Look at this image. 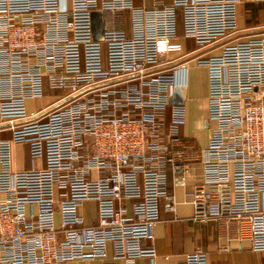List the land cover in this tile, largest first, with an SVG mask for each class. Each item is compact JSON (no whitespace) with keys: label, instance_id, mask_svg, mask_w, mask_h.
I'll list each match as a JSON object with an SVG mask.
<instances>
[{"label":"built area","instance_id":"2783aa9c","mask_svg":"<svg viewBox=\"0 0 264 264\" xmlns=\"http://www.w3.org/2000/svg\"><path fill=\"white\" fill-rule=\"evenodd\" d=\"M240 2L0 0V264H159L167 169L185 184L193 151L173 102L190 65L207 72L214 124L192 220L235 226L240 248L264 251V25L239 28ZM14 144L29 169L13 167ZM177 264H208L207 252Z\"/></svg>","mask_w":264,"mask_h":264},{"label":"crops","instance_id":"0c3cea01","mask_svg":"<svg viewBox=\"0 0 264 264\" xmlns=\"http://www.w3.org/2000/svg\"><path fill=\"white\" fill-rule=\"evenodd\" d=\"M238 25L239 28L245 29V33L253 31L264 25V3L254 0H241L238 7ZM191 43V42H190ZM197 69L203 73V84L199 89H190V71ZM207 72L203 67L190 65L187 72V84L177 90L176 94L180 96L179 103L185 107V123L180 129L182 140L187 145L190 152L189 171L185 184H177L171 169H167V189L174 196V211H168L161 206L160 220L154 228L153 244L156 249V261L159 264H177L186 254L202 249L207 252L208 264H235V256L242 250L236 239L237 230L235 226L226 227L222 222L210 220L207 222H193V208L190 203V191L192 186L202 180L203 168L199 159V152L205 148L208 143L211 127L213 122L207 118ZM48 99H37L29 101L28 110H35V102L41 101L45 104ZM204 131H202L203 129ZM200 135L206 133L203 140V146L199 147L194 139L193 130ZM21 150L22 159L26 152L22 144H14L12 147L13 167L16 170H26L25 165L16 166L15 150ZM192 154V155H191ZM89 206V207H87ZM89 209L90 216L87 215ZM84 214L89 220L95 214V204L88 202L82 208ZM228 245V249L223 246ZM252 251V250H250ZM255 252V251H253ZM258 253H264L258 252ZM149 259H138L135 264H149ZM81 264H99V261L85 262ZM122 264V263H121Z\"/></svg>","mask_w":264,"mask_h":264},{"label":"rangeland","instance_id":"374dc122","mask_svg":"<svg viewBox=\"0 0 264 264\" xmlns=\"http://www.w3.org/2000/svg\"><path fill=\"white\" fill-rule=\"evenodd\" d=\"M165 4L171 3V0H164ZM178 22V34L181 35V18L178 16L177 19ZM263 28V27H262ZM262 28H257L254 29L253 31H248L249 33H254V32H259L263 30ZM187 45L188 48L190 47V40H187ZM203 73L197 69H194L190 71V83H189V88L190 89H199L202 87L203 84ZM42 102L41 101H36L35 106L36 109L40 108ZM203 129V128H202ZM203 129L202 131H204ZM194 134V139L197 141V144H199V147L203 146V140L206 138V133L201 132L199 135L197 131L194 129L193 132ZM3 138H11V133L10 132H5L1 135ZM20 145V144H19ZM201 145V146H200ZM23 147H25L26 152L23 156L21 155V150L20 148L15 150V159H16V166H23L29 167V149L27 148V144H22ZM89 207V206H87ZM87 215L90 216L89 209L87 211ZM235 264H264V253H258V252H253L250 250H242L240 251L236 256H235Z\"/></svg>","mask_w":264,"mask_h":264},{"label":"water","instance_id":"95a60500","mask_svg":"<svg viewBox=\"0 0 264 264\" xmlns=\"http://www.w3.org/2000/svg\"><path fill=\"white\" fill-rule=\"evenodd\" d=\"M100 32H101V24L100 23H96V25H94V35L96 38H100L101 35H100ZM180 96H178L177 94L175 95V97L173 98V102H180L181 99L179 100Z\"/></svg>","mask_w":264,"mask_h":264}]
</instances>
